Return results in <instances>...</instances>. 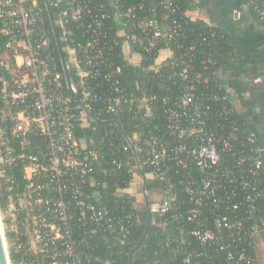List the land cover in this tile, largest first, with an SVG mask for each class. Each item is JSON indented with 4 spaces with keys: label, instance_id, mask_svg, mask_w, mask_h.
Returning <instances> with one entry per match:
<instances>
[{
    "label": "built area",
    "instance_id": "2783aa9c",
    "mask_svg": "<svg viewBox=\"0 0 264 264\" xmlns=\"http://www.w3.org/2000/svg\"><path fill=\"white\" fill-rule=\"evenodd\" d=\"M109 1L108 5L94 4V0H69L61 24L66 27L70 20L84 22V17L90 18L86 26L89 38L81 45L85 59L80 72L82 76L89 73L94 78L103 77L114 93L91 96L84 91V100L87 107L101 101L106 103L107 111H117L124 97L118 77L121 68L111 67L105 57L113 48L107 47L101 37L106 19H119L130 30L123 34L152 53L161 39L186 37L185 23L190 15L175 0ZM252 1L264 20V0ZM178 12L181 19L175 18ZM44 21L39 0H0V33L8 37L7 54L0 66L9 71L6 75L0 70V178L10 191L6 212H11L15 233L12 245L8 241L9 255L13 248L15 253L33 255L26 264H81L80 244L86 243V238L78 241L74 235L72 223L79 217L72 206H82L80 215L94 226L92 231H115L124 227V221L115 219L102 206L81 201L89 197L83 182L92 172L97 155L85 157L80 148L74 131L73 97L58 69ZM217 63L216 58L209 57L204 68ZM102 65L111 70L102 71ZM168 66L167 79L180 83L179 96L165 109V123L157 128L159 133L150 136L151 153L143 164L152 165L161 180H166L167 169L175 166L192 204L188 219H200L192 234L202 245L216 244L215 253L224 251L226 261L245 260V251L238 249L239 244L260 229L256 225L245 229L240 212L246 208L249 215L253 214L258 209L256 203L264 199L259 144L241 142L231 151L232 142L240 138L234 121L224 125L234 112L233 106L223 102L229 96L207 89L198 91L197 84H207L210 78L202 71L193 73L189 61H175L172 55ZM72 86L76 93L77 88ZM154 98L155 94L146 101ZM216 102L222 103L220 110H214ZM249 141H253L252 136ZM135 149L142 151L140 145ZM227 152H231L229 159L224 157ZM20 163L26 181L22 189H18L11 174ZM169 209L168 200L155 208L161 213ZM24 212L26 216H22ZM85 233L92 235L88 230Z\"/></svg>",
    "mask_w": 264,
    "mask_h": 264
},
{
    "label": "trees",
    "instance_id": "16d2710c",
    "mask_svg": "<svg viewBox=\"0 0 264 264\" xmlns=\"http://www.w3.org/2000/svg\"><path fill=\"white\" fill-rule=\"evenodd\" d=\"M228 1L175 0L183 11L187 10L189 14L201 11L205 15L193 18L190 14L189 22L185 23L187 36L171 41L161 39L157 42L156 51L152 53L131 42L126 33L123 34L130 30L119 19H106L101 37L107 47L113 45V48L108 49L105 57L111 67L121 68L118 77L123 89L121 94L124 95L118 103L117 111H107L106 103L94 101L87 107L84 100V91L91 96L110 95L113 92L103 77L94 78L89 73L82 76L80 72L85 59L81 45L89 38L86 26L90 18L84 17V22L70 20L64 27L61 20L63 11L69 7V0H39L45 16L44 28L51 38L58 69L66 82L50 15L57 29L72 84L77 88V92H71V95L76 115L74 131L80 141V148L85 157L92 158L93 153L97 155L92 172L83 182V189L89 197H83L81 201L84 204L89 200L102 206L115 219L124 221V227L115 231H92L94 226L80 215L82 206L74 204L71 210L76 211L79 217L72 223L74 235L78 241L86 238V243L80 244L81 264H129L130 250L148 224L144 240L133 253V264H263L258 248L263 241L261 236L264 238V199L256 203L258 209L253 214L249 215L246 208L240 212L245 229L255 225L260 229L255 236L239 244L238 249H244L246 259L226 261L224 251L218 255L215 253L216 244L202 245L192 234L193 228L200 224V219H188L187 211L192 204L189 203L185 185L174 170L176 167L167 169V179L161 180L155 175L152 165L143 164L151 153L150 136L159 133L157 128L165 123V109L172 104L173 98L179 96L180 83L167 79L172 55L175 61H189L193 73L202 71L210 78L207 84H197L198 91L207 89V92L229 96L230 99L223 102L233 106L234 112L229 120H225L224 125L230 126V121H234L239 128L240 138L232 142L231 151L237 149L241 142L258 146V132L254 123L264 111V46L245 49L227 34L220 22L219 11ZM104 2L110 4L109 0H94V4ZM236 12L239 17H236ZM178 13L175 18L181 19ZM223 15L243 44L253 46L264 38L261 30L264 20L260 18L252 0H238L226 6ZM212 33L215 35L212 36ZM7 39L6 35L0 33V60L7 54ZM115 40L116 44L113 43ZM209 57L216 58L218 63L209 64L205 69L204 61ZM102 66L104 72L111 68L108 65ZM0 70L8 75V70L1 66ZM258 78L261 81H256ZM153 94L156 98L146 101ZM221 106L222 103L218 102L213 108L220 110ZM250 136L253 141H249ZM139 145L142 151L135 149ZM230 153H224V157L231 158ZM198 171L195 169L194 172ZM11 174L19 185L18 189H22L26 184L22 163L16 165ZM137 175L145 185L150 206L169 201L170 209L166 213L151 210L149 216L147 207L139 205L133 191ZM259 175L264 180V167ZM9 195L7 184L0 178V209L3 213L8 209ZM26 214L24 212L22 216ZM5 222L8 225L10 221L5 219ZM212 223L211 218L209 224ZM84 230L92 235L84 234ZM6 235L12 245L15 233L7 228ZM32 258L33 255L18 254L10 248L12 264H26Z\"/></svg>",
    "mask_w": 264,
    "mask_h": 264
},
{
    "label": "water",
    "instance_id": "95a60500",
    "mask_svg": "<svg viewBox=\"0 0 264 264\" xmlns=\"http://www.w3.org/2000/svg\"><path fill=\"white\" fill-rule=\"evenodd\" d=\"M238 0H229L227 3H225L222 8L219 11V18H220V22L224 28V30L227 32V34L233 39V41L239 45L242 48L248 49V48H258V47H262L264 46V38L259 41L258 43L254 44L253 46H247L245 44H243L238 37L236 36V34L230 29L228 22L226 21L224 15H223V11L225 9L226 6L236 2ZM51 16V20L53 23V27H54V33H55V37L58 43V47H59V51H60V55L62 58V64H63V69L65 72V77H66V82L68 85L69 90L74 93L73 91V86H72V80H71V76H70V72H69V68H68V64L63 52V49L61 47V43H60V39L57 33V29L55 27L52 15ZM236 17H239V13L236 12ZM261 120H264V116L259 117L258 120L254 123L258 132V144L261 150V158H262V162H263V167H264V122H262ZM143 192H144V196H145V203H146V207H147V211L149 213V216L151 215V206L149 203V198H148V193L145 189V185H143ZM149 224L146 226V230L143 233V235L140 237V239L137 241V243L134 245V247L130 250L129 253V264H133V253L134 251L141 245L142 241L144 240L146 234H147V230H148ZM0 264H12L11 260H10V255L7 249V244L5 241V234L3 233V229L1 226V219H0Z\"/></svg>",
    "mask_w": 264,
    "mask_h": 264
},
{
    "label": "rangeland",
    "instance_id": "374dc122",
    "mask_svg": "<svg viewBox=\"0 0 264 264\" xmlns=\"http://www.w3.org/2000/svg\"><path fill=\"white\" fill-rule=\"evenodd\" d=\"M139 184V199H138V203L139 205H143L144 203H141L142 201V189H143V182H142V179L140 178V176H136L135 178V182H134V185L137 186ZM134 186V187H135ZM138 187V186H137ZM136 187V188H137ZM133 191H135V189H133ZM132 191V192H133ZM11 212L8 211L6 213H3L2 210L0 209V219H1V226H2V229H3V233L5 234V241H6V244H7V249H8V252H9V247H8V239H7V235H6V232H7V228L10 229V231H12V226H13V222H12V216L10 214ZM5 219H8L10 222L8 223V225L6 224L5 222ZM261 236V235H260ZM262 238V242L259 244V257L261 258L262 260V263L264 264V238L261 236Z\"/></svg>",
    "mask_w": 264,
    "mask_h": 264
},
{
    "label": "crops",
    "instance_id": "0c3cea01",
    "mask_svg": "<svg viewBox=\"0 0 264 264\" xmlns=\"http://www.w3.org/2000/svg\"><path fill=\"white\" fill-rule=\"evenodd\" d=\"M190 14H191V16L193 17V18H197V17H201V15H205V13L204 12H201V11H193V12H190ZM189 14V15H190ZM138 186V187H137ZM137 186H135L134 187V189H135V195L137 196V199H139V184L137 185ZM137 187V188H136ZM142 192H143V189H142ZM142 200V202L141 203H144L143 205H145L146 206V203H145V196H144V192H143V194H142V198H141ZM160 203H154V204H152L151 205V210H153V211H156L155 210V208L157 207V205H159ZM142 205V204H141Z\"/></svg>",
    "mask_w": 264,
    "mask_h": 264
},
{
    "label": "flooded vegetation",
    "instance_id": "af4514ba",
    "mask_svg": "<svg viewBox=\"0 0 264 264\" xmlns=\"http://www.w3.org/2000/svg\"><path fill=\"white\" fill-rule=\"evenodd\" d=\"M261 30H262V33L264 34V27H261ZM262 116H264V111H262ZM261 121L264 122V120H261Z\"/></svg>",
    "mask_w": 264,
    "mask_h": 264
}]
</instances>
